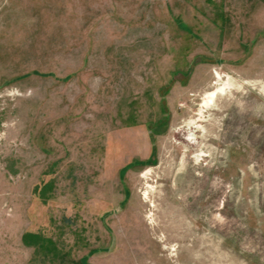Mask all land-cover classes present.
I'll return each mask as SVG.
<instances>
[{"label": "rangeland", "instance_id": "rangeland-1", "mask_svg": "<svg viewBox=\"0 0 264 264\" xmlns=\"http://www.w3.org/2000/svg\"><path fill=\"white\" fill-rule=\"evenodd\" d=\"M0 210V264H264V0H0Z\"/></svg>", "mask_w": 264, "mask_h": 264}, {"label": "bare ground", "instance_id": "bare-ground-1", "mask_svg": "<svg viewBox=\"0 0 264 264\" xmlns=\"http://www.w3.org/2000/svg\"><path fill=\"white\" fill-rule=\"evenodd\" d=\"M216 91H211V92H209L208 93V95H207V99L208 100H210V99H212L215 95H216ZM214 99V98H213ZM210 101H212V100H210ZM207 103H209V102H207ZM207 105V104H206ZM200 129V128H199ZM197 132V131H196ZM192 135V134H191ZM1 211V210H0ZM1 213V212H0ZM1 217V216H0Z\"/></svg>", "mask_w": 264, "mask_h": 264}]
</instances>
